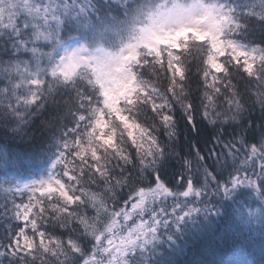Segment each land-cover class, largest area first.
<instances>
[{
  "label": "snow or ice",
  "instance_id": "snow-or-ice-1",
  "mask_svg": "<svg viewBox=\"0 0 264 264\" xmlns=\"http://www.w3.org/2000/svg\"><path fill=\"white\" fill-rule=\"evenodd\" d=\"M0 169V264L264 260V0H0Z\"/></svg>",
  "mask_w": 264,
  "mask_h": 264
},
{
  "label": "trees",
  "instance_id": "trees-1",
  "mask_svg": "<svg viewBox=\"0 0 264 264\" xmlns=\"http://www.w3.org/2000/svg\"><path fill=\"white\" fill-rule=\"evenodd\" d=\"M28 146L25 145V148H27ZM14 172H9L8 173V178L12 179L14 176ZM42 169H33V170H29V171H24L22 173L23 177H25L26 179L24 180V182L30 181L31 179H35L37 177V175H42ZM4 175H3V169H0V181H2L4 179ZM227 260H236V259H244L247 261V264H264V260H262L259 252L257 251L255 254H245L244 256H240L239 254L237 255H232L229 254L225 257Z\"/></svg>",
  "mask_w": 264,
  "mask_h": 264
},
{
  "label": "rangeland",
  "instance_id": "rangeland-1",
  "mask_svg": "<svg viewBox=\"0 0 264 264\" xmlns=\"http://www.w3.org/2000/svg\"><path fill=\"white\" fill-rule=\"evenodd\" d=\"M27 182H29V181H27Z\"/></svg>",
  "mask_w": 264,
  "mask_h": 264
}]
</instances>
